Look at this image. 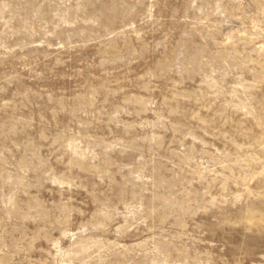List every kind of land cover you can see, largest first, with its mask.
Returning <instances> with one entry per match:
<instances>
[{
    "label": "rangeland",
    "instance_id": "rangeland-1",
    "mask_svg": "<svg viewBox=\"0 0 264 264\" xmlns=\"http://www.w3.org/2000/svg\"><path fill=\"white\" fill-rule=\"evenodd\" d=\"M0 264H264V0H0Z\"/></svg>",
    "mask_w": 264,
    "mask_h": 264
}]
</instances>
